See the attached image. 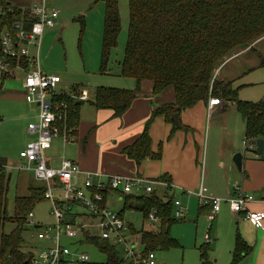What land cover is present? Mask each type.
<instances>
[{
	"label": "trees",
	"instance_id": "1",
	"mask_svg": "<svg viewBox=\"0 0 264 264\" xmlns=\"http://www.w3.org/2000/svg\"><path fill=\"white\" fill-rule=\"evenodd\" d=\"M106 2L101 69L106 68L107 55L116 45L120 26L116 1ZM32 20L29 8L13 6L8 0H0V33L3 28L10 29L15 22L27 21L26 24L29 25ZM263 34L264 0H128V38L120 65V75L134 79L136 87L125 89L99 86L94 91L91 103L96 108L112 109L115 115H119L140 92V81L149 80L153 83L152 97L158 95L165 87L172 86L173 102L156 105L138 138L122 149L137 166L145 159L160 158L161 143L156 151H153L149 136V126L156 116H163L166 122L172 124L174 131L182 125L180 122L178 125L172 122V114L176 113L179 121V113L182 110L200 101L206 102L211 96L235 105L245 123L244 139L251 143L258 138H264V101L241 102L237 100L236 90L229 81L213 79V71L224 56L238 46H249ZM261 64H264V58H261ZM4 79L5 77H2L0 81ZM210 83L212 89L209 88ZM72 89L73 94L77 95L76 88ZM53 101L66 104V127L73 134L78 122L77 100L66 93H58ZM60 128L62 129L61 124ZM5 166V159L0 157V264H30L33 253L21 250L24 244V223L27 222L25 215L31 212L35 204L45 199V188L28 186L27 195L15 196L14 214L9 216L6 211L9 172ZM158 179L167 182L169 180L166 175H161ZM172 190L173 194L165 195V199L158 198L155 192L124 197V205L118 212L120 214L127 209L138 210L142 211L146 218L150 209L157 210L159 221L152 230L135 232L130 226V233L137 234L139 238L141 250L138 252L142 257L150 251L179 246L178 241L170 235L171 225L181 220L173 216V202L177 198L174 195L175 189ZM100 192L105 197L106 191ZM73 205L69 204L66 209V220L75 224V216L71 213ZM207 206L208 210L210 205ZM8 221H12L14 227L6 234L3 232V226ZM80 230L83 240L77 242L93 244L104 253L105 261L101 264H136L133 259L120 257L116 245L111 240L100 238L83 228ZM202 250V264H209L205 255L206 247ZM249 250V246L240 238H236L230 264H236ZM68 262L63 261L62 264ZM79 264L93 263L81 261Z\"/></svg>",
	"mask_w": 264,
	"mask_h": 264
},
{
	"label": "rangeland",
	"instance_id": "2",
	"mask_svg": "<svg viewBox=\"0 0 264 264\" xmlns=\"http://www.w3.org/2000/svg\"><path fill=\"white\" fill-rule=\"evenodd\" d=\"M11 5L17 7H31L35 0H8ZM118 8L120 26L116 36V45L109 50L108 60L105 69H101L102 56V36L104 30V17L106 0H54L53 6L58 10V17L53 27H44L43 34L40 38L39 47L36 50L29 46L28 55L35 59L37 68L45 74H56L60 78V83L55 92L75 95L72 92V86L77 90L86 91L87 98L77 99L85 101L89 105L93 100L94 91L99 86H114L128 88L125 83L133 80L121 76L120 63L123 60L125 46L127 42L128 26V0H115ZM261 58H264V34L249 44V46H238L230 54L224 56L213 71V79L229 80L232 87L236 90V98L241 102L256 103L264 101V64H261ZM23 75L20 71H15L11 77L5 76L0 81V157L8 161L14 160L24 166L25 162L19 158L18 152L20 146L29 138L26 132L29 120L33 119L37 107L25 101L22 82ZM211 83L209 84V88ZM214 97V96H212ZM217 104L221 102L224 109L218 118H223L220 124L216 118L207 121L205 128V139L201 148L202 162L206 158L207 163H212L215 169L225 168L223 160L229 156L228 143L233 140L242 155L247 158L259 159V169H264V149L263 158L259 157L255 148H247L243 144L245 123L241 115L235 109V105L226 102L222 98L215 97ZM82 105V104H81ZM217 111L213 114H216ZM36 120V119H35ZM28 137V138H27ZM246 149V150H245ZM229 162L234 165L231 160ZM19 162V163H18ZM223 164V165H222ZM254 166V165H253ZM235 167V165H234ZM262 167V168H261ZM7 169V168H6ZM236 169V167H235ZM253 176L251 181H258L260 176L256 168H251ZM12 173L8 181L7 205L6 211L9 216H13V201L15 196H24L28 194V186H43V182L34 180L32 173L27 169H11ZM264 180H261L262 182ZM156 193L165 199L162 187L156 185ZM259 197L257 192L253 193ZM107 205L115 210H120L121 202L115 200L114 196H109ZM195 212H191L183 220L175 222L170 227V235L175 238L179 246L164 250L154 251V260L156 264H202L198 246L194 244L195 236V216L197 215L196 202L193 205ZM51 202L42 199L35 204L31 212L33 216L30 222L24 223L25 229L22 233L24 244L21 250L32 252L42 248H49L54 245L53 241L42 240L37 238L39 230L52 225L55 221L51 214ZM75 211L83 213L86 210L81 207L75 208ZM85 214L77 215L75 221L84 222L86 225H92L93 219ZM185 214V213H184ZM185 216V215H183ZM28 216L25 215V219ZM124 220L131 224L135 230H141L142 227L148 226L142 211L125 210L123 213ZM35 224L39 225L37 228ZM14 227V223L5 222L3 232L9 233ZM93 234L97 230L93 226L85 227ZM83 240V233L77 230V235L73 239L65 236L61 237V243L67 245L71 252L84 253L87 256L88 263L101 264L105 261L104 253L90 243L77 242ZM119 252L120 257H126L123 252L121 243L113 242ZM135 250H141L140 242L135 246ZM209 264H230L231 260L226 263L222 259L214 262L209 256ZM76 258L71 255L68 264H79Z\"/></svg>",
	"mask_w": 264,
	"mask_h": 264
},
{
	"label": "crops",
	"instance_id": "3",
	"mask_svg": "<svg viewBox=\"0 0 264 264\" xmlns=\"http://www.w3.org/2000/svg\"><path fill=\"white\" fill-rule=\"evenodd\" d=\"M128 80L133 81L125 83L128 86L125 89L135 88L136 82L134 79L128 78ZM219 80L229 81L225 77ZM138 87L140 92L132 98L127 108L119 115H115L112 109L96 108L91 103L92 100L89 105H85L83 100L82 105L77 104L78 122L73 133L74 141L63 142L59 136L53 138L51 147L45 151L47 163L52 167H58L62 159L74 161L81 170V173L75 176L77 180H82L85 173H99L102 175L100 176L101 180L105 175L114 174L126 177L139 175L151 179L166 175L169 179L168 182L175 189L174 195L184 207L185 216L181 217V220L191 212H195L193 205L196 202L197 215L199 216H195L194 220V244H200L198 246L200 258L202 249L206 247V260L209 256L214 262L222 259L228 263L230 260L232 261L235 239L240 238L249 246L250 250L236 264H264V220L262 228L257 227L246 220L242 212H232L224 200L220 202L219 211L210 220L207 217L208 206L202 204L197 196L198 193H201L203 196L226 199L234 195L232 185H237L241 192L250 193L253 196L254 192L260 194L259 197L254 196V201L247 203L245 209L264 212V181L260 182L264 180V169H259V162H261L259 159H251L243 155L241 171L235 169L231 161L229 162V156H231L232 160V155L240 150L237 148L238 145L233 143L232 140L227 144L228 151L226 152H228L229 156L223 160L225 168L215 169L211 162L207 163L206 158L202 162L201 148L205 139L207 121L216 118L222 124L224 122L223 118H218V116L225 105L220 102L209 107L207 101H200L194 106L182 110L179 113V122L182 126L174 131H172V124L166 122L163 116H156L149 126V136L153 151H156L161 143L160 158L156 160L145 159L137 166L132 159L122 152V149L138 138L156 105L171 103L174 100V89L172 86L165 87L154 97L151 95L153 89L151 81L142 80L139 82ZM80 94L81 91L77 90V95L71 96L77 100L80 99ZM221 105L224 107H221ZM34 106L37 107L36 105ZM216 111L217 113L213 114ZM37 114L38 109H36L33 119L29 121L34 122ZM27 134L29 138L27 137L28 139L20 146V150L28 140L34 137L29 132ZM5 161L6 165L17 164H10L14 160L8 161L5 159ZM251 168H256L260 175L257 178V182L256 179L251 181V176H253ZM8 170L11 169H6V171ZM9 174L10 176L8 177L10 178L12 173ZM186 191H190V194H187ZM162 192L164 193L163 189ZM154 194L158 196L156 189ZM127 195L131 194L107 190L105 199L108 201L109 196H114L115 200L121 202V207H123L124 197ZM138 195L149 194L142 192ZM134 196H137V194ZM158 198L162 197L158 196ZM78 207H80L78 204H74L71 208V213L74 214L75 219L77 215L86 213L75 211V208ZM121 209L117 212H120ZM123 213L124 211L121 212L122 217ZM82 223L84 222H80L78 225ZM129 225L137 232L130 223ZM154 227L155 225L149 223L148 226L142 227L141 230L150 231ZM205 235L209 236L210 239L208 241L205 240Z\"/></svg>",
	"mask_w": 264,
	"mask_h": 264
},
{
	"label": "built area",
	"instance_id": "4",
	"mask_svg": "<svg viewBox=\"0 0 264 264\" xmlns=\"http://www.w3.org/2000/svg\"><path fill=\"white\" fill-rule=\"evenodd\" d=\"M54 0H35L30 9L33 20L28 25L25 22H15L10 29L3 28L0 33V80L2 77L11 76L15 71L23 75L22 88L26 102L36 105L38 108L37 118L27 125V131L33 134L19 151V158L25 162L22 167L19 164L6 165L7 169H27L32 173L34 180L43 182L44 198L51 202V214L55 221L49 227L39 230L37 238L53 241L54 245L49 248L36 250L30 264H62L69 261L73 255L77 261H87L84 253L73 254L70 248L61 243V237L73 239L77 230L93 226L100 238H106L112 242L121 243L124 246L126 257L133 259L136 264H155L154 252H147L144 257L135 250L139 243L137 234L130 233V225L122 215L111 209L106 202L101 190L120 191L123 194H151L155 192V186L160 185L164 195H172V185L166 180L145 178L139 175L126 177L123 175H105L101 180L99 173H85L82 180L75 179L81 173L78 164L69 159H62L58 167L50 166L45 158V151L51 147L53 138L61 137L63 142H72L75 137L66 127L67 109L64 102H54L57 94L55 89L60 78L56 74H45L37 68L35 59L28 55L29 46L36 50L39 47L40 38L44 27H53L58 10L53 6ZM86 91H81L80 99H86ZM209 107L216 105L215 97L207 101ZM62 125V129L60 128ZM245 147L254 148V142L244 139ZM234 195L221 199L212 196H203L198 193L202 204H209L207 217L212 220L219 211L220 202H227L230 210L234 213L242 212L243 217L262 228L264 220L263 211H249L245 205L254 201L250 193L241 192L237 185H232ZM190 194V191H186ZM69 204H78L86 210L88 216L93 219L92 225L82 223L80 226L69 223L66 220V209ZM173 216L181 218L184 215V207L179 199H174ZM27 223L31 222L32 212L28 213ZM146 220L158 223L157 210L150 209ZM210 238L205 235V240Z\"/></svg>",
	"mask_w": 264,
	"mask_h": 264
},
{
	"label": "water",
	"instance_id": "5",
	"mask_svg": "<svg viewBox=\"0 0 264 264\" xmlns=\"http://www.w3.org/2000/svg\"><path fill=\"white\" fill-rule=\"evenodd\" d=\"M83 101L79 100L76 102V104H81ZM171 120L174 124L178 125L179 121H178V116L176 113L172 114L171 116ZM254 148L257 152V154L259 155V157L263 158V149H264V138H258L254 141ZM242 153L237 151L232 155V162L234 163L236 169L238 171H241L242 169ZM10 176V174L8 175ZM36 228L39 225H34ZM80 226V225H79Z\"/></svg>",
	"mask_w": 264,
	"mask_h": 264
}]
</instances>
